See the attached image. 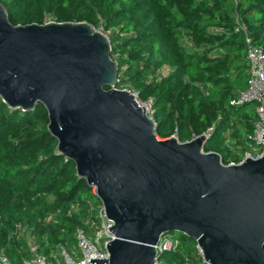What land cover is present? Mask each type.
<instances>
[{
	"label": "trees",
	"instance_id": "1",
	"mask_svg": "<svg viewBox=\"0 0 264 264\" xmlns=\"http://www.w3.org/2000/svg\"><path fill=\"white\" fill-rule=\"evenodd\" d=\"M13 24L87 21L104 32L118 63L117 88L151 100L155 134L179 141L208 133L204 151L224 164L259 147L248 136L256 103L231 102L247 86V43L264 49V0H0ZM105 88H109L105 86ZM47 110L11 108L0 99V254L24 264L36 254L77 257L75 231L92 236L101 201L58 153ZM157 264H207L196 240L172 234Z\"/></svg>",
	"mask_w": 264,
	"mask_h": 264
},
{
	"label": "water",
	"instance_id": "2",
	"mask_svg": "<svg viewBox=\"0 0 264 264\" xmlns=\"http://www.w3.org/2000/svg\"><path fill=\"white\" fill-rule=\"evenodd\" d=\"M110 51L87 21L13 24L0 1V99L23 111L43 104L58 153L112 221L109 256L87 264H155L171 231L194 238L208 264H264V151L224 164L204 151V133L157 137L144 106L116 87Z\"/></svg>",
	"mask_w": 264,
	"mask_h": 264
},
{
	"label": "built area",
	"instance_id": "3",
	"mask_svg": "<svg viewBox=\"0 0 264 264\" xmlns=\"http://www.w3.org/2000/svg\"><path fill=\"white\" fill-rule=\"evenodd\" d=\"M245 41L247 43L245 57L248 61V77L247 86L241 90L239 94L231 100L233 104H241L247 101H254L256 103L255 112L257 120L254 125L253 133L248 136V139L253 141L260 152L255 155L259 156L264 151V139L260 138V134L264 132V49L261 45L251 43L250 37L245 33ZM133 94L134 100L139 106H144L145 113L151 116V100H141L137 97L135 92L124 88ZM208 136V133L205 134ZM193 138V137H192ZM253 156L249 152H246L238 162H229V164H235L242 162L246 157ZM100 222L94 234L88 236L86 232L77 228L75 231V241L77 257H72L65 248L61 247L60 257L56 262L48 261L44 256L36 254L29 260H25L24 264H87L89 257H108V251L106 243L113 238V233L108 228V225H112V221L105 216L103 206L101 204L98 210ZM177 240L169 233L161 234L155 245L156 252L170 249L175 247ZM199 253L202 256L200 247L196 244ZM0 264H10L5 254H0ZM155 264H157L155 260Z\"/></svg>",
	"mask_w": 264,
	"mask_h": 264
},
{
	"label": "rangeland",
	"instance_id": "4",
	"mask_svg": "<svg viewBox=\"0 0 264 264\" xmlns=\"http://www.w3.org/2000/svg\"><path fill=\"white\" fill-rule=\"evenodd\" d=\"M175 232H179V231H171L169 232L170 235L174 234ZM208 264V263H207Z\"/></svg>",
	"mask_w": 264,
	"mask_h": 264
}]
</instances>
